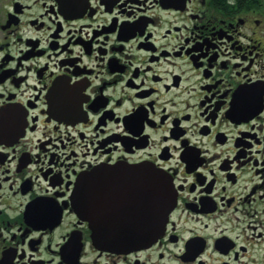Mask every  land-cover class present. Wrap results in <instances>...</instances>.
I'll return each instance as SVG.
<instances>
[{
    "label": "flooded vegetation",
    "instance_id": "af4514ba",
    "mask_svg": "<svg viewBox=\"0 0 264 264\" xmlns=\"http://www.w3.org/2000/svg\"><path fill=\"white\" fill-rule=\"evenodd\" d=\"M0 264H264V0H0Z\"/></svg>",
    "mask_w": 264,
    "mask_h": 264
},
{
    "label": "water",
    "instance_id": "95a60500",
    "mask_svg": "<svg viewBox=\"0 0 264 264\" xmlns=\"http://www.w3.org/2000/svg\"><path fill=\"white\" fill-rule=\"evenodd\" d=\"M176 199V192L165 176L157 170L149 169V227L120 228L113 234L94 228L93 238L99 245L110 249L146 247L163 234Z\"/></svg>",
    "mask_w": 264,
    "mask_h": 264
}]
</instances>
